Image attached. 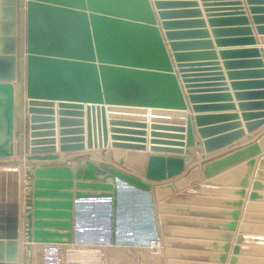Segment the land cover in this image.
Here are the masks:
<instances>
[{
  "label": "water",
  "instance_id": "1",
  "mask_svg": "<svg viewBox=\"0 0 264 264\" xmlns=\"http://www.w3.org/2000/svg\"><path fill=\"white\" fill-rule=\"evenodd\" d=\"M199 1L0 0V264H26L33 245L144 251L157 242L176 264L164 214L180 208L161 200L186 176L190 147L204 160L196 191L245 170L232 190L238 200L226 202L235 209L229 240L261 153L253 134L264 125L255 37L264 36V0ZM244 65L254 68L228 70ZM236 75L256 78L230 86ZM147 121L139 174L107 149L145 151ZM240 137L244 144L207 156ZM102 148L99 158L92 149ZM257 166L249 200L264 188L261 156Z\"/></svg>",
  "mask_w": 264,
  "mask_h": 264
},
{
  "label": "crops",
  "instance_id": "2",
  "mask_svg": "<svg viewBox=\"0 0 264 264\" xmlns=\"http://www.w3.org/2000/svg\"><path fill=\"white\" fill-rule=\"evenodd\" d=\"M199 6L201 1L197 0ZM245 5V4H244ZM203 18L206 19L205 13ZM257 39L256 46L262 48L264 46V36L255 35ZM212 39H214L211 36ZM252 66H235L230 67L231 71H244L252 69ZM225 72L227 69H224ZM252 75H236L235 78H228L227 81L232 80L248 81L255 80L256 77ZM231 86V84H230ZM235 103L237 101L233 99ZM240 113L238 108L235 110ZM189 113V110H187ZM193 114V112H191ZM57 107H55V130L58 131L57 125ZM85 128H86V142L88 137V127L90 120L84 116ZM150 121H147V127L144 130L146 138L147 148L145 151L136 150H124L120 151L117 148H109L111 151L112 161L116 164L117 160L121 157L125 160L124 167L132 170H136V167H142L144 164L143 154L149 152V140L151 139ZM109 125H107V140L108 145L111 142ZM130 128V127H127ZM91 132V130L89 131ZM164 132L159 134L174 133L172 131H157ZM261 134V138L259 139ZM165 137V136H164ZM254 138L257 141H261L260 155H256V163L249 181V185L245 188V197L242 199L243 203L239 210V216L235 220L236 226L231 230V237L228 241L224 238V234L229 231L225 224L230 222V212L235 210L232 206L228 205L227 201L238 200L234 196L233 191L236 186L243 180L245 175L244 169L230 171L224 175V172L219 173L211 177L213 185H211L210 191H196L193 188L203 183L205 177L203 175V161L199 159L200 152L195 147H190V154L193 156V162H191L185 173L186 176L178 181H170L171 187L165 189L162 194L163 198L161 203H166L170 208H180L179 211L165 213L164 215L171 218L172 221L167 226L172 230L171 238L175 241L172 247H169L176 254L171 260L176 264H264V188H261L256 192L258 198L255 200H249L248 195L251 192V183L254 180V172L257 170V162L259 157L264 158V125L254 131ZM165 140V139H164ZM231 142V143H230ZM226 147L219 148L207 156L209 158L217 153H220L228 148L231 144H244L245 138L240 137L236 140L230 141ZM58 146V143H56ZM164 146V145H159ZM88 150V147H87ZM97 153L98 157L103 150L106 149H92ZM100 158V157H99ZM192 161V160H191ZM68 164L72 165L71 162ZM236 166V165H235ZM231 167L228 170H232ZM264 172V166L261 168ZM261 184L264 185V177L260 179ZM192 191V192H188ZM248 204H251V208H247ZM188 208L189 210H185ZM102 210V208H97ZM159 213H157L158 215ZM86 221V220H85ZM88 231V229H85ZM241 235L244 240L239 244L236 243V237ZM227 244V250H223V245ZM238 246L237 253H233V248ZM157 246V245H156ZM155 248H158L156 247ZM159 249L156 252L146 249L141 251L132 246L121 245L108 247L90 248L85 245L77 247L70 245L68 247H60L58 245H52L44 248L41 245H33L30 254L33 256L32 264H74V260H80V264H104L107 258L111 260H121L123 264H167L169 257L165 254V246L159 242ZM148 247V248H149ZM161 248V249H160ZM160 250V251H159ZM117 255L118 257L114 256ZM79 255V256H78ZM224 256L221 260V256ZM63 257V258H62ZM31 258V257H30ZM30 258L26 260V264H30ZM234 259V262L231 260ZM46 262V263H45ZM232 262V263H231Z\"/></svg>",
  "mask_w": 264,
  "mask_h": 264
},
{
  "label": "rangeland",
  "instance_id": "3",
  "mask_svg": "<svg viewBox=\"0 0 264 264\" xmlns=\"http://www.w3.org/2000/svg\"><path fill=\"white\" fill-rule=\"evenodd\" d=\"M151 246H152V245H151ZM151 246H150V247H151ZM157 246H158V245H157ZM158 249H159V246H158L157 250H158ZM30 251H31V250H28V252H27V258H30V257H31V258H30V264H32V262H33V261H32V260H33V256H32V254H30ZM78 256H79V255H78ZM114 256L118 257V256L115 255V254H114ZM27 258H26V259H27ZM62 258H63V257H62ZM79 262H80V260H78V259H77V260H74V264H80ZM45 263H46V262H45ZM59 263H60V261L58 262V264H59ZM104 264H123V262H122L121 260H116V261H115L114 259L111 260V259L107 258V259L105 260Z\"/></svg>",
  "mask_w": 264,
  "mask_h": 264
},
{
  "label": "built area",
  "instance_id": "4",
  "mask_svg": "<svg viewBox=\"0 0 264 264\" xmlns=\"http://www.w3.org/2000/svg\"><path fill=\"white\" fill-rule=\"evenodd\" d=\"M156 245H159V242H157L156 244H153V245L151 246L153 249H155V250H151V251H153V252H156V251H157V250H156L157 248H155ZM156 247H158V246H156ZM152 248L149 247L148 249H152ZM160 249H161V248H160ZM159 251H160V250H159Z\"/></svg>",
  "mask_w": 264,
  "mask_h": 264
}]
</instances>
